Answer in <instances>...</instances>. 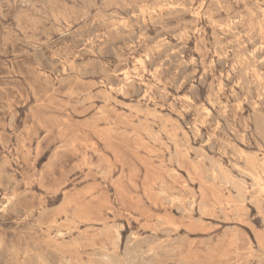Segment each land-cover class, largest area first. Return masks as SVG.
Masks as SVG:
<instances>
[{
  "label": "rangeland",
  "instance_id": "rangeland-1",
  "mask_svg": "<svg viewBox=\"0 0 264 264\" xmlns=\"http://www.w3.org/2000/svg\"><path fill=\"white\" fill-rule=\"evenodd\" d=\"M0 264H264V0H0Z\"/></svg>",
  "mask_w": 264,
  "mask_h": 264
},
{
  "label": "bare ground",
  "instance_id": "bare-ground-1",
  "mask_svg": "<svg viewBox=\"0 0 264 264\" xmlns=\"http://www.w3.org/2000/svg\"><path fill=\"white\" fill-rule=\"evenodd\" d=\"M211 26V25H210ZM224 27V26H223ZM218 28V27H217ZM242 59H240V61H241ZM237 64H239V63H237ZM136 68V67H135ZM256 79V78H255ZM237 85V84H236ZM187 100V99H186ZM225 110V109H224ZM201 111V110H200ZM151 114V113H150ZM150 114H148V116L150 115ZM153 116V115H152ZM239 154V153H238ZM246 155V154H245ZM253 156V155H252ZM251 157V156H250ZM252 158V157H251ZM247 160V159H246ZM245 162V161H244ZM247 163V162H246ZM250 163V162H249ZM252 168V167H251ZM235 180V179H234ZM263 188V187H262ZM260 192H262V190L260 191ZM174 198H175V196H174ZM56 226V225H55ZM54 234V233H53ZM58 235H60V233L58 234ZM102 258V257H101ZM133 261V260H132Z\"/></svg>",
  "mask_w": 264,
  "mask_h": 264
}]
</instances>
